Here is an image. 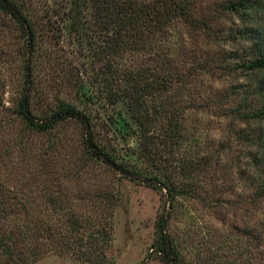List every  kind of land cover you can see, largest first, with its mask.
Instances as JSON below:
<instances>
[{
  "label": "rangeland",
  "instance_id": "374dc122",
  "mask_svg": "<svg viewBox=\"0 0 264 264\" xmlns=\"http://www.w3.org/2000/svg\"><path fill=\"white\" fill-rule=\"evenodd\" d=\"M16 1L38 25L33 114L48 116L58 99L73 103L90 114L101 145L144 167L136 154L138 126L126 119L123 131L116 127L124 106L89 97L96 89L88 82L95 46L89 10L70 30L72 0ZM237 1L200 2L203 12L218 17L208 32L181 20L169 26L176 65L182 72L196 69L182 96L188 101L182 115L187 138L177 156L200 164L192 175L199 197H179L172 207L165 188L125 178L90 158L77 122L45 133L25 127L15 114L25 78L24 38L0 12V188L24 204L18 222L25 229V257L35 245L41 252L24 264H167L151 247L164 209L183 264H264V197L257 186L264 180V117L257 116L264 107V70L241 66L252 56L253 29L264 24V0H247L258 9L246 13L226 11ZM17 228L0 223V231L16 235Z\"/></svg>",
  "mask_w": 264,
  "mask_h": 264
},
{
  "label": "trees",
  "instance_id": "16d2710c",
  "mask_svg": "<svg viewBox=\"0 0 264 264\" xmlns=\"http://www.w3.org/2000/svg\"><path fill=\"white\" fill-rule=\"evenodd\" d=\"M200 2L203 0H72L69 3L67 26L70 30L84 23L81 22L84 21V10H89L88 35L95 46L88 82L96 88L89 97L98 94L110 104L120 102L124 106V116L121 115V122L116 127L123 131L121 123L126 119L138 126L136 154L144 167L127 163L120 154L101 145L95 138L90 114L73 103L58 99L48 116L38 118L33 114L32 63L38 51V25L16 0H0V12L18 27L24 38L25 78L16 116L27 129L43 133L69 121L77 122L82 128L90 158L101 160L125 178H142L160 190L165 188V198L171 207L179 197H199V184L193 181L192 175L200 164L177 156L187 138L182 115L188 101H182V96L193 75L191 71L196 72V69L182 72L176 65L169 26L175 20H181L194 30L208 32L218 17L213 11L203 12ZM249 9H258L255 1L230 2L226 7L231 14L246 13ZM243 32L247 33V30ZM253 32L252 56L241 66L251 71L264 70V24L259 23ZM259 87L264 90V76L259 80ZM257 116L264 117V107L258 109ZM112 129L117 131L115 127ZM202 162L208 163V159ZM257 186L258 195L264 197V180ZM10 197L0 188V223L7 225L12 221L18 224L16 235L11 231H0V264L37 260L41 256L38 245L30 250L28 257L23 253L20 243L26 234L24 225L18 222V213L25 207L16 195ZM49 198L57 205L53 195ZM61 208L59 206L58 210ZM168 212L164 209L158 217L151 247L165 263L183 264L167 233ZM33 234L37 239L36 230ZM246 264L256 263L249 260Z\"/></svg>",
  "mask_w": 264,
  "mask_h": 264
}]
</instances>
